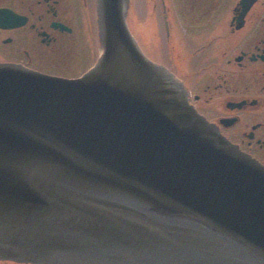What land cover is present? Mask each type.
<instances>
[{
  "label": "water",
  "instance_id": "95a60500",
  "mask_svg": "<svg viewBox=\"0 0 264 264\" xmlns=\"http://www.w3.org/2000/svg\"><path fill=\"white\" fill-rule=\"evenodd\" d=\"M129 2L97 0L77 77L0 62V261L264 264V166L145 55Z\"/></svg>",
  "mask_w": 264,
  "mask_h": 264
},
{
  "label": "flooded vegetation",
  "instance_id": "af4514ba",
  "mask_svg": "<svg viewBox=\"0 0 264 264\" xmlns=\"http://www.w3.org/2000/svg\"><path fill=\"white\" fill-rule=\"evenodd\" d=\"M96 3L0 0L1 19H12L0 26V62L60 76L64 75L59 72L81 75L100 53ZM145 4L146 27L138 42L145 55L151 60H194L180 78L189 103L264 166V0H145ZM146 46L160 49V56H153ZM51 60L94 61L77 75L68 70L77 63L52 68Z\"/></svg>",
  "mask_w": 264,
  "mask_h": 264
},
{
  "label": "rangeland",
  "instance_id": "374dc122",
  "mask_svg": "<svg viewBox=\"0 0 264 264\" xmlns=\"http://www.w3.org/2000/svg\"><path fill=\"white\" fill-rule=\"evenodd\" d=\"M132 5H133L132 12H131L132 22L130 21V29L139 42V40H141V36L143 35L144 29L146 27L145 23L142 22L143 14L146 11V4H145V0H133ZM139 45L143 47L140 43ZM146 48H148V51L153 56L155 57L160 56L158 53L160 49H157L156 47H153V46L152 47L146 46ZM93 61L94 60H51L50 67L60 68L61 67L60 64L62 63H67V62H71L75 64L77 63L78 66L68 69V70L76 71L75 73L78 75L82 72L83 69H85L86 66L92 64ZM154 61L165 65L169 70L174 72L177 77L181 78V76L188 73L192 69V66H193L192 63L194 60H154ZM58 74L69 77L67 73L59 72ZM0 264H21V263L1 261Z\"/></svg>",
  "mask_w": 264,
  "mask_h": 264
},
{
  "label": "bare ground",
  "instance_id": "6f19581e",
  "mask_svg": "<svg viewBox=\"0 0 264 264\" xmlns=\"http://www.w3.org/2000/svg\"><path fill=\"white\" fill-rule=\"evenodd\" d=\"M202 115V114H201ZM204 117V116H203ZM208 121V120H207ZM1 262V261H0ZM7 262V261H6ZM9 262V261H8ZM13 263H19V262H13ZM23 264V263H21ZM24 264H32V263H24Z\"/></svg>",
  "mask_w": 264,
  "mask_h": 264
}]
</instances>
